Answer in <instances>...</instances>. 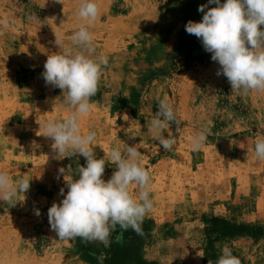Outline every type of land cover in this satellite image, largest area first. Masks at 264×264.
Returning <instances> with one entry per match:
<instances>
[{"label":"rangeland","instance_id":"rangeland-1","mask_svg":"<svg viewBox=\"0 0 264 264\" xmlns=\"http://www.w3.org/2000/svg\"><path fill=\"white\" fill-rule=\"evenodd\" d=\"M80 2L0 0V171L31 180L26 193L0 201V264H98L101 252L103 264H215L225 245L241 264H264V162L254 153L264 137V92L231 90L212 54L185 31L189 20H202L200 5L216 7L208 0H95L91 55L107 56L108 64L81 132L97 133L93 150L106 160L105 181L116 170L107 153L137 147L153 207L143 235L126 231L109 248L58 239L48 222V209L63 199L60 189L67 193L58 170L71 165L67 179H78L86 158L57 159L54 141L40 135L46 121H62L72 110L42 73L48 55L60 51L56 38L79 51L71 38L85 23ZM158 97L167 98L178 121L169 129L171 151L148 130ZM204 128L206 142L193 151L190 141ZM130 192L138 196V186Z\"/></svg>","mask_w":264,"mask_h":264},{"label":"clouds","instance_id":"clouds-1","mask_svg":"<svg viewBox=\"0 0 264 264\" xmlns=\"http://www.w3.org/2000/svg\"><path fill=\"white\" fill-rule=\"evenodd\" d=\"M208 4L216 7L200 5L198 11L204 13L202 20H189L185 31L200 39L205 51L212 54L211 59L220 65L217 76H225L231 90L244 94L264 92V29L261 28L264 26V0H226L224 3L208 0ZM77 15L85 22L71 38L72 45L79 51L64 47L56 38L60 51L48 55L42 73L47 85L63 91L65 102L72 110L62 121H46L40 135L54 141L52 148L57 159L79 154L86 158V166L78 167V179H67L72 171L71 165L59 168V174L66 181L67 193L64 188L60 189L63 199L59 203L53 202L48 209V222L59 240L79 237L85 244L99 243L109 248L113 242L122 243L126 231L143 235L144 219L153 207L151 177L141 165V154L134 145L128 146L126 152L113 148L107 153L116 170L105 181L106 160L97 159L93 150L97 133L81 132L80 119L92 110L90 101L98 91L102 68L108 64V58L104 55L93 58L91 55L95 52V45L89 27L99 16L95 0H81ZM8 26L9 22L4 21L2 28ZM157 99L159 108L148 130L161 148L171 151L176 140L169 129L178 121L167 98ZM165 131H168L167 137L163 134ZM209 132L204 128L192 137L193 151L204 146ZM254 153L259 161L264 162V137L257 139ZM30 182L25 177L13 181L6 172L0 171V201L11 203L19 193L29 190ZM133 184L139 188L138 196L130 192ZM35 214L39 216L40 210L36 209ZM113 233H116L114 241ZM221 252L215 264H241L227 245ZM197 256L202 258L204 255L198 252ZM96 259L98 264H103L107 256L101 252ZM208 264L213 262L209 260Z\"/></svg>","mask_w":264,"mask_h":264}]
</instances>
